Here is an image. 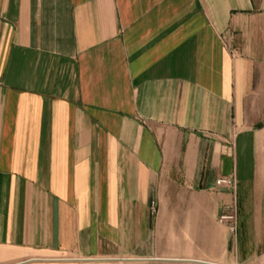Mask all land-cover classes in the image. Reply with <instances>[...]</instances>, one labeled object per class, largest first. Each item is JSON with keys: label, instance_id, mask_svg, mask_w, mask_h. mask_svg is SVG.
<instances>
[{"label": "crops", "instance_id": "0c3cea01", "mask_svg": "<svg viewBox=\"0 0 264 264\" xmlns=\"http://www.w3.org/2000/svg\"><path fill=\"white\" fill-rule=\"evenodd\" d=\"M263 141L264 0H0V264L172 256Z\"/></svg>", "mask_w": 264, "mask_h": 264}, {"label": "rangeland", "instance_id": "374dc122", "mask_svg": "<svg viewBox=\"0 0 264 264\" xmlns=\"http://www.w3.org/2000/svg\"><path fill=\"white\" fill-rule=\"evenodd\" d=\"M260 161H264V144L260 147ZM235 172L224 174L219 169L210 185L196 187L201 191L200 196H186L184 200L171 202L167 209L178 208L188 213L201 209V213H216V218L214 220L212 215L207 217L206 224L193 228L194 232L186 234L183 242L180 235L167 240L165 245L168 249L164 252L172 256H135L137 264H264V227L259 223L263 220L264 225V217L259 218V213H264V186L241 184ZM223 176L234 178L233 188L216 186V180ZM153 202L150 212L154 216L159 207L156 201ZM227 207L236 210V232H231L226 224L219 222V216ZM176 237L178 239H174Z\"/></svg>", "mask_w": 264, "mask_h": 264}, {"label": "built area", "instance_id": "2783aa9c", "mask_svg": "<svg viewBox=\"0 0 264 264\" xmlns=\"http://www.w3.org/2000/svg\"><path fill=\"white\" fill-rule=\"evenodd\" d=\"M235 180L231 176H223L216 180V186L233 188ZM155 204V202H153ZM232 207V206H231ZM227 207V209L219 216V222L226 224L231 232H236L238 229V221L236 210Z\"/></svg>", "mask_w": 264, "mask_h": 264}]
</instances>
